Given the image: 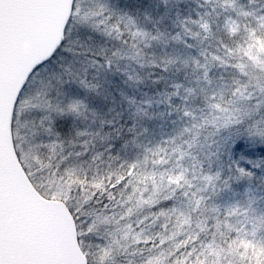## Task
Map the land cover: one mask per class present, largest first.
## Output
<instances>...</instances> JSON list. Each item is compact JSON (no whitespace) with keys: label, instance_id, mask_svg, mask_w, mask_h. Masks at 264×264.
<instances>
[{"label":"snow or ice","instance_id":"1","mask_svg":"<svg viewBox=\"0 0 264 264\" xmlns=\"http://www.w3.org/2000/svg\"><path fill=\"white\" fill-rule=\"evenodd\" d=\"M0 264H264V0H0Z\"/></svg>","mask_w":264,"mask_h":264}]
</instances>
